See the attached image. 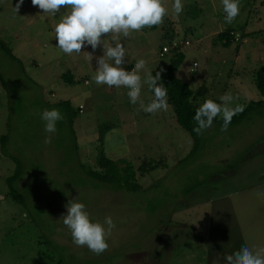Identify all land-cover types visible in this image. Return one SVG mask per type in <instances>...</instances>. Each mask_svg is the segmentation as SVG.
Masks as SVG:
<instances>
[{
    "label": "rangeland",
    "instance_id": "1",
    "mask_svg": "<svg viewBox=\"0 0 264 264\" xmlns=\"http://www.w3.org/2000/svg\"><path fill=\"white\" fill-rule=\"evenodd\" d=\"M16 3L0 0V39L19 59L0 48V135L6 134L0 147V264H225L223 257L245 243L264 244V199L256 195L264 191V105L224 132L222 123L213 121L200 135L201 145L188 154L191 137L169 104L167 111L148 114L139 102L131 104L128 89L95 84V58L66 55L56 47L59 14H43L31 0L15 13ZM182 3L177 17L173 0H164L163 23L125 41L126 69L143 58L155 75L179 49L175 75L192 89L204 86L193 100L197 108L205 99L221 103L226 93L233 96L231 107L263 98L252 79L264 65L261 0H240V14L231 24L221 0ZM223 29L233 31L227 44L215 35ZM172 40L175 48L160 54ZM102 54L101 46L93 55ZM67 70L72 83L60 76ZM152 96L144 84L140 99L147 104ZM63 99L72 110L81 105L70 124L59 103ZM53 108L64 119L50 134L40 113ZM100 125H108L102 136ZM47 136L51 143L44 142ZM99 151L119 166L130 162L138 188L115 189L89 176L87 167L99 169ZM11 155L20 162L13 185L24 204L8 194L5 183L14 167ZM72 199L83 202L94 221L112 217L116 227L102 254L73 243L61 219Z\"/></svg>",
    "mask_w": 264,
    "mask_h": 264
},
{
    "label": "clouds",
    "instance_id": "2",
    "mask_svg": "<svg viewBox=\"0 0 264 264\" xmlns=\"http://www.w3.org/2000/svg\"><path fill=\"white\" fill-rule=\"evenodd\" d=\"M24 0H17L13 10L18 13ZM33 7H38L43 14L57 16L58 22L54 26L56 47L64 54L79 55L86 53L89 61L95 58L97 67L92 81L97 85L109 88L124 87L128 89L127 96L131 104L139 102L141 109L148 114L155 115L160 111H167V88L158 83L161 81L164 69L161 68L153 75L148 69L145 59L136 61L131 70L126 69L127 49L125 41L132 33L145 28H152L163 23L168 15L164 0H31ZM228 24L239 16L240 0H221ZM63 10V11H62ZM173 13L178 17L184 10L182 0H173ZM90 46L91 52L82 49ZM102 46V55L94 53ZM141 72L144 73L142 78ZM146 84L153 96L147 104L141 97V90ZM221 103L212 99H205L197 108L193 120L196 127L193 131L197 135L212 127L213 121L220 116L223 123L221 131H227L233 117L244 111V106L236 104L231 107L233 96L226 93L220 98ZM47 133L57 131V122L64 116L59 109H45L40 113ZM45 143H51V137L45 138ZM256 195L264 199V191ZM66 214L61 216L63 224L70 230L73 243L78 247H87L91 252L100 255L109 248L108 238L116 227L111 216H106L103 222L94 221L86 205L78 199L69 200L65 205ZM225 264H264V244L249 247L246 243L237 251L223 257Z\"/></svg>",
    "mask_w": 264,
    "mask_h": 264
},
{
    "label": "trees",
    "instance_id": "3",
    "mask_svg": "<svg viewBox=\"0 0 264 264\" xmlns=\"http://www.w3.org/2000/svg\"><path fill=\"white\" fill-rule=\"evenodd\" d=\"M261 3L264 5V0H261ZM216 38L223 44H227L231 39V31L230 29H223L216 32ZM0 48L12 59H15L19 62V59L11 52L10 48L3 43L0 39ZM182 57V52L179 49H175L172 52V57L170 58L167 65L164 67V72L162 73L161 83L167 88L168 93V104L171 106L174 112V118L178 125H180L183 129H185L190 137H191V147L188 154L195 152L196 149L201 145L200 135H197L196 132L193 131L194 127H196V122L193 120V116L197 110L196 105L193 103V100L196 96L200 95L204 86H198L195 89H192L188 86V84L178 78L174 71L178 66V63ZM62 80L67 83H72L74 81L72 74L70 72H63L60 74ZM253 83L259 93L263 96V98L259 99H249L243 106L244 111L235 115L231 121V123H236L240 121L246 114L259 107L264 105V65L259 66L253 72ZM0 81L2 82L1 78ZM59 103L63 105L65 109L68 110V124L71 122V117L78 111V107L71 109L69 106V102L67 99L60 100ZM214 121L223 123L221 117H217ZM108 125L99 126L98 135L102 136V132L106 129ZM72 132V129L70 128ZM73 134V132H72ZM6 139V134L2 133L0 135V147L3 146V143ZM10 158L14 161V167L12 172L5 177V183L8 188V194L16 200L17 202L24 204V198L22 194L14 187V180L20 173V162L19 159L15 156H10ZM143 163V162H142ZM138 166L140 169L143 168L141 165ZM95 164L99 169H93L87 167L85 172L98 180L105 181L112 185L115 189H124V190H135L138 188V183L135 181L134 169L130 162H124L121 166L117 165L116 162L103 154L101 151L98 152L95 158ZM151 166L146 167V169H150ZM187 191L190 188H186Z\"/></svg>",
    "mask_w": 264,
    "mask_h": 264
},
{
    "label": "built area",
    "instance_id": "4",
    "mask_svg": "<svg viewBox=\"0 0 264 264\" xmlns=\"http://www.w3.org/2000/svg\"><path fill=\"white\" fill-rule=\"evenodd\" d=\"M183 43H185V44L188 43V40L187 39H184L183 40ZM175 46H176V41L175 40H172L169 47H167L166 45H162L161 48H160V52L159 53L161 54L162 52L167 51L168 48H170V47L175 48ZM191 63L192 64H191V66H189V69H192L193 65L196 64L195 61H192ZM84 82L86 83L87 82V79H85ZM80 109H81V105H78V110H80Z\"/></svg>",
    "mask_w": 264,
    "mask_h": 264
},
{
    "label": "crops",
    "instance_id": "5",
    "mask_svg": "<svg viewBox=\"0 0 264 264\" xmlns=\"http://www.w3.org/2000/svg\"><path fill=\"white\" fill-rule=\"evenodd\" d=\"M230 31L233 33L232 30H230ZM234 34H237V32L234 31ZM66 72H70V71L67 70ZM70 73H71V72H70ZM72 77H73V75H72ZM73 78H74V77H73Z\"/></svg>",
    "mask_w": 264,
    "mask_h": 264
}]
</instances>
